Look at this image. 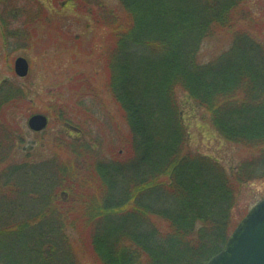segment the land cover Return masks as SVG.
I'll use <instances>...</instances> for the list:
<instances>
[{
	"label": "trees",
	"instance_id": "1",
	"mask_svg": "<svg viewBox=\"0 0 264 264\" xmlns=\"http://www.w3.org/2000/svg\"><path fill=\"white\" fill-rule=\"evenodd\" d=\"M113 2L88 8L105 34L104 46H93L109 100L102 117L126 130L122 148L103 158L95 146L87 150L74 139L64 157L54 154L46 170L39 167L61 184L42 212L0 223V264H80L67 228L78 234L80 253L93 264H206L238 223L230 214L236 190L253 180L247 177L264 157V49L235 32L243 0ZM219 34H232L229 49L202 62L205 41ZM181 93L208 114L226 143L249 152L232 175L211 158L185 152ZM85 98L77 92L57 114L76 134L96 122L98 105ZM7 102L0 104V134L8 141L21 128L4 119ZM77 110L85 115L82 123L70 115ZM10 151L0 164L11 163ZM2 180L0 192L4 187L14 195ZM163 195L172 198L173 209H157Z\"/></svg>",
	"mask_w": 264,
	"mask_h": 264
},
{
	"label": "rangeland",
	"instance_id": "2",
	"mask_svg": "<svg viewBox=\"0 0 264 264\" xmlns=\"http://www.w3.org/2000/svg\"><path fill=\"white\" fill-rule=\"evenodd\" d=\"M91 1L0 0V104L7 99L11 102L3 107L7 118L4 119L21 128L16 131L14 139L8 141L0 134V162L9 157L10 148L14 149L11 163L0 164L1 183L15 189L14 195H9L4 187L3 193L0 192L2 226L42 212L47 197L56 193L61 181L59 183L56 175L49 176L39 167L46 166V170L54 154L64 157L62 152L65 148L72 149L69 142L79 140L80 146L87 150L95 146L103 158L108 157L112 150L122 148V134L125 135L126 130L122 127L114 129L110 120L102 117L106 115L104 104L109 100L104 96L106 77L93 46L103 47L105 34L95 25L93 13L88 8L94 3L109 8L114 6V2ZM241 4L236 15L238 25L235 32L253 37L264 49V0H243ZM231 35L219 34L206 40L201 51L202 62H209L229 49ZM17 58H23L29 64V73L24 79H19L14 73ZM77 92L85 93L84 103L98 105L96 122L88 124L84 132L79 131L80 134L64 128L57 118L60 106L70 103L71 99L73 101ZM91 92L93 96L89 97ZM178 100L187 133L185 152L211 158L225 173H235L244 158L249 157V152L226 143L214 130L208 114L200 108L194 109L184 94H179ZM81 111L70 114L78 123H82L85 116ZM38 114L48 118L49 126L41 134H30L26 128L27 120ZM10 115L15 123L9 119ZM91 157L94 158L95 154L92 153ZM259 159L262 161L247 177L253 180L243 183L238 192L236 190L238 202L230 209L236 222L264 200V157ZM159 200L157 209L174 208L171 197L163 195ZM64 234L76 249L80 264H93L92 259L81 255V244L75 230L67 228Z\"/></svg>",
	"mask_w": 264,
	"mask_h": 264
},
{
	"label": "water",
	"instance_id": "3",
	"mask_svg": "<svg viewBox=\"0 0 264 264\" xmlns=\"http://www.w3.org/2000/svg\"><path fill=\"white\" fill-rule=\"evenodd\" d=\"M14 72L19 78L27 76L25 59H16ZM47 125V118L42 115H34L27 122L29 130L35 133L42 132ZM208 264H264V201L252 208L233 232L224 250Z\"/></svg>",
	"mask_w": 264,
	"mask_h": 264
}]
</instances>
